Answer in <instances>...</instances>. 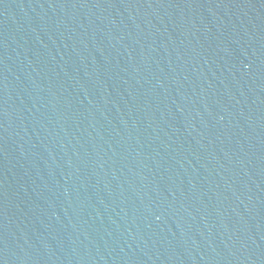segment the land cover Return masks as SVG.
Returning a JSON list of instances; mask_svg holds the SVG:
<instances>
[{
    "label": "water",
    "instance_id": "obj_1",
    "mask_svg": "<svg viewBox=\"0 0 264 264\" xmlns=\"http://www.w3.org/2000/svg\"><path fill=\"white\" fill-rule=\"evenodd\" d=\"M0 264H264V0H0Z\"/></svg>",
    "mask_w": 264,
    "mask_h": 264
}]
</instances>
